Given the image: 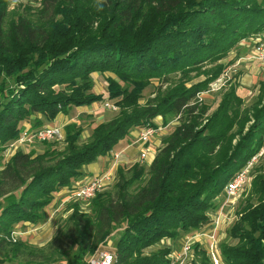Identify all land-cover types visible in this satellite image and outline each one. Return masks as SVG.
Instances as JSON below:
<instances>
[{
	"label": "trees",
	"instance_id": "trees-1",
	"mask_svg": "<svg viewBox=\"0 0 264 264\" xmlns=\"http://www.w3.org/2000/svg\"><path fill=\"white\" fill-rule=\"evenodd\" d=\"M26 1L9 10L0 0V264H88L108 242L113 264H168L171 242L211 224L225 186L260 152L219 255L222 264H264V168L257 166L264 156V80L250 106L228 82L211 112L200 94L230 62L192 82L207 64L264 32V0ZM95 74L105 93L95 92ZM154 80L169 85L142 105ZM105 101H115L118 112L95 124L85 141L84 128L69 123L63 147L40 142L41 152L17 149L2 163L24 124L37 131L60 114ZM158 117L162 127L176 124L149 165L118 166L113 189L87 206L71 200V214L45 245L21 238V228L48 221L56 195L73 189L86 166L124 145L133 130L157 129ZM194 248L189 264H211L201 246Z\"/></svg>",
	"mask_w": 264,
	"mask_h": 264
},
{
	"label": "rangeland",
	"instance_id": "rangeland-1",
	"mask_svg": "<svg viewBox=\"0 0 264 264\" xmlns=\"http://www.w3.org/2000/svg\"><path fill=\"white\" fill-rule=\"evenodd\" d=\"M7 1H8V9L9 10L16 9L17 7H19L20 4H22V6H23L24 4L27 3L26 0H7ZM19 11L22 14H24V15H25V13H27V11H24L22 7L18 8V12ZM32 12H34V10H32ZM252 41H253V39L242 40L241 42H239V44L234 49H232L229 52V54L227 55V57L224 60L219 61V63L215 62L213 64H207L204 69H201V71L197 72L196 78H193L194 79L192 81L193 83L194 82L203 81L205 79H209V78H211V77H209V75H211V73H212L209 70H212L215 65L220 64V63L226 64V63L230 62L229 66L226 68L225 71H227L229 69L228 70V75L231 76V80H229L227 82L225 81V84L224 83H220L217 88H212V86L217 82V80L220 78V76H222V74L225 72L224 71L216 80H214V81H212L210 83L207 91H205V92L200 94V97H202V99H204L206 104L209 106L210 112L213 111L217 107L219 101L222 98L223 93L225 92L224 88L226 87V85L230 81L231 82H235V85L237 86V91H238L237 93L243 99L244 106H250V105H252L255 102L256 96L258 94V86H259V84L254 85V82H255V80H259V79H263L264 78V63L260 64V62L251 60V62L254 65L253 67L250 68L251 72H249V71H245L244 72V71H240L239 70V67L241 66L240 65V61H241L240 58L247 57V60H249V56H250V53H251V43H252ZM236 62H239V64L236 63ZM207 71L209 72V75L205 74V72H207ZM232 71H233V73H231ZM246 75H249V77L251 78L250 79L251 81L249 82L250 83L249 86L244 85L243 83H245V82H242V80H241L242 77H245ZM253 75L257 76V77L255 78V77H253ZM176 76H172L171 79H170L171 80L170 83L172 85H174V82H176L178 80V77H176ZM191 76H194V73H191ZM258 76H261V77H258ZM105 77L113 78V76L110 75V74H106ZM232 77H234V78L232 79ZM94 78H95V87H94L95 92H97V93H105L106 84H105L103 78L100 77L98 74H95ZM168 85H169V83L168 84H162V83H160V81H157V80L152 81L151 85L148 86L143 91L142 100H141L140 103L142 105H144L146 103L147 99H149L150 97H153L155 95L154 93H155L156 88L158 86L161 87L162 90H164L166 87H168ZM186 86H189V85L187 84ZM105 102H108V103L114 105L117 108V110L116 111H112V110H109V109H105L103 107L104 103H101V104H97L98 107H97V110H96L95 114L93 113L94 116L87 117V115L85 113H83V114H79L78 116L75 117L76 123L80 124L84 128V132L82 134L81 141H85L87 139V136H89L90 133H91V128L95 124H98L99 121L104 122V121L108 120L114 114H116L118 112V107L115 105V101H105ZM75 114L76 113H74L73 115L75 116ZM175 120L169 121L170 123L167 126H163L162 127L161 118L158 117L155 120V125H157L158 128L155 129L154 127H151V128H154L155 130H157V132L152 137L150 142L151 141L153 142V140L158 141L159 142V146H160L163 136L169 134L171 129H172V127H173V125L176 124ZM25 125H27V124H25ZM46 126H48V125H46ZM52 126H54V125H52ZM28 129H24V131L28 130ZM22 134H23V132H22ZM13 143H11L9 145V147H8V145H6L4 153L2 152V154H1L2 163L6 162V160H8V158L14 153L15 150L10 149V146ZM57 143H58L57 146L63 147V142L57 141ZM123 143H124V145H119L118 148H116L115 150L119 151L123 147H125L126 143L125 142H123ZM42 147H43V144H40V142H35V143L29 144V145L26 144V145H24L22 147H19L18 149L23 150V151H27V152L30 151V150H34L37 153H39V152L42 151ZM134 147H136V146H133V148ZM116 151H114V152H116ZM134 152L135 153H134V155L132 157L133 159H130V158L126 159V157H123L122 162L121 161L119 162L120 163L119 166L122 165L125 168H128V167H130L131 165H133L136 162L140 163V160H139V156H140L139 154L140 153L137 154L136 151H134ZM146 161H147V159L145 161H143V163H140V165H146L147 164ZM257 166H262L264 168V156L260 159V161L257 164ZM251 178H252V176L250 174L249 177H248V180L246 182V185L244 186L242 192L240 194H238V200L236 201V203L234 205H232L231 202H226L227 201V197H226L225 194H224V198L219 200V206L216 207V209L214 210V213L212 214V217L214 218L216 215H218L221 212L220 215H219V217H220V225H219L218 230L215 233L216 239H217V232L219 230H221L222 228L226 229L230 224H232L237 219L238 210L240 208V205L242 203L244 204V200H245V197H246L247 190L250 187ZM110 186H108V188ZM112 189H113V186L110 187L109 190L111 191ZM64 198L65 197H60V199L56 203L52 204L51 207L48 209L49 218H51V216H53V218H54L53 220L49 219L43 226H41L43 228H39L38 227V228H34L32 230H29V229L24 230V228H21L20 230L22 231V233H24L21 236V238H23L24 240H27L29 242L30 241L34 242L36 244H38V242H41L44 245L49 240H51V238L53 237V235L55 233V230L59 226H61L63 224V222H65L67 220V218L69 217V215L71 214V211H69L67 209V206L71 203L70 202L71 200H69L70 196H68L66 202H63L65 200ZM83 205L87 206L88 204H83ZM65 208H66V210H65ZM240 210H241V208H240ZM55 211H56V213H55ZM51 214H53V215H51ZM28 231H30V232H28ZM26 232H28V233H26ZM42 234L45 235V236L42 238V240H39L38 237L41 236ZM191 235H192V233L191 234H186V235L183 234L181 237H179L175 241L171 242V247H173L174 250L170 253V255L168 257L169 260H170L171 254L174 251L179 250V248L181 247V244L185 241V239L187 237H189ZM225 236H226V231H225ZM199 242H201V241H199ZM199 242H197V243L195 242L193 244V246H192V248H193L192 260L194 259V249H195L194 247L196 245L198 247H200V243ZM167 244H170V243L168 242ZM218 246H219V244H218ZM156 248H160V247L157 246V247H155V249ZM113 251H114V244L111 243V242H108V248H105V249L101 250L100 252L94 254L93 258H94V260H97V259H99V255H100L101 252H110V253L113 254ZM216 262H219V264H222L221 263V258L219 257L216 260Z\"/></svg>",
	"mask_w": 264,
	"mask_h": 264
},
{
	"label": "built area",
	"instance_id": "built-area-1",
	"mask_svg": "<svg viewBox=\"0 0 264 264\" xmlns=\"http://www.w3.org/2000/svg\"><path fill=\"white\" fill-rule=\"evenodd\" d=\"M249 60L257 61L264 63V32L253 39L251 43V53L249 56ZM229 70V69H228ZM228 70L225 71L222 76L217 80V82L212 86V88H217L220 83H224L225 81L231 80V77L228 75ZM233 72V71H232ZM103 107L105 109H109L112 111H116L117 108L108 103L104 102ZM157 130L151 127H147L144 129H140L138 131V137L136 143L141 144L142 146H146L149 144L152 137L156 134ZM63 139V131L62 128L57 126H45L40 130L31 131L25 130L22 136L14 142L10 149L17 150L19 147H22L26 144H33L35 142H44V141H61ZM14 151V152H15ZM262 155L260 152L257 156L253 157L247 165L230 181L224 188V194L227 197L226 202H231L232 205L236 203L238 200V194H240L246 185V182L249 177L250 170L253 165L257 162V158ZM147 159V152L142 151L139 160L140 163H143ZM120 156L119 153L114 154L113 162L109 165L108 168L104 169L101 173L91 176L84 177L82 180L78 181L75 184V187L69 191V200H73L75 202H80L83 204H87L90 200H92L95 195L110 186L115 177L116 169L119 166ZM221 213V212H220ZM220 213L216 215L214 218L212 217L211 229L207 232H198L194 235H191L185 239V241L181 244L179 250L174 251L171 256L168 264H189L192 261L193 257V244L199 242L200 240L206 239L210 241L212 244L211 250L215 247L217 240L215 233L220 225ZM16 235V234H15ZM13 234L12 238L15 237ZM114 256L110 252H101L99 255V259L94 260V258L90 259L88 264H113ZM212 264H219V262H214Z\"/></svg>",
	"mask_w": 264,
	"mask_h": 264
},
{
	"label": "crops",
	"instance_id": "crops-1",
	"mask_svg": "<svg viewBox=\"0 0 264 264\" xmlns=\"http://www.w3.org/2000/svg\"><path fill=\"white\" fill-rule=\"evenodd\" d=\"M240 67H239V70L240 71H249V72H251L250 71V68L251 67H253L254 65H253V63L250 61V60H247V57H242V58H240ZM236 63H238L239 64V62H236ZM256 64V63H255ZM257 65V64H256ZM231 73H233V72H231ZM230 76V75H229ZM233 76V75H232ZM231 77V76H230ZM253 77H257V76H254L253 75ZM258 77H261V76H258ZM232 78H234V77H232ZM251 78L249 77V75H246L245 77H242V82H245V83H243L244 85H246V86H249V82L251 81L250 80ZM262 80H264V78L263 79H259V80H255V82H254V85H257V84H259L260 83V81H262ZM253 86V85H252ZM258 88H259V86H258ZM238 92V91H237ZM97 93V92H96ZM238 94V93H237ZM241 97V96H240ZM97 104L98 103H94L93 105H91V106H88V107H80V108H74V109H72L71 111H70V113L68 114V115H63V114H60V115H58L57 116V118L55 119V121L53 122V123H51V124H47L48 126H52V125H54V126H58V127H60V128H62V131H63V127L65 126V125H67V124H69V123H73V122H75L76 123V121H75V117L76 116H78L79 114H83V113H85L86 115H87V117H90V116H94L93 115V113L95 114V112H96V110H97ZM74 113H76L75 114V116L73 115ZM72 115V116H71ZM99 123H101V121H99ZM98 123V124H99ZM24 127H25V129H28L29 128V125H25L24 124ZM138 131L139 130H133L131 133H130V136H129V139H128V141L126 142V145H125V147H123L121 150H119V151H116V152H112L110 155H107V156H105V157H101V158H99L96 162H94V163H92V164H90V165H88V166H86L85 167V169H84V174H85V177L86 178H88V177H91V176H95V175H97V174H99V173H101L104 169H106V168H108L109 167V165L113 162V156H114V154H116V153H119V156H120V161L122 162V160H123V157H126V159H133L132 157H133V155H134V151H136L137 152V154L138 153H140L141 154V152L142 151H146L147 152V161H146V163H147V165H149L152 161H153V159H154V156H155V152H156V149L158 148V146H159V142L158 141H155V140H153V142L151 143V142H149V145H146V146H142L141 144H138V143H136V140H137V137H138ZM63 134H64V132H63ZM87 138H88V136H87ZM133 146H136V147H134L133 148ZM139 154V155H140ZM119 165H120V163H119ZM69 191L70 190H67V189H63L62 191H60L57 195H56V198H55V200H54V203H56L59 199H60V197H65L64 199V201L63 202H66L67 201V198H68V196H69ZM53 203V204H54ZM64 204V203H63ZM55 213H56V211H55ZM54 214V213H53ZM53 214H51V215H53ZM55 215V214H54ZM49 219H54L53 218V216H51V218H49ZM48 219V220H49ZM45 224V223H44ZM43 224V225H44ZM43 225H41V226H43ZM41 226H37V227H35V228H43V227H41ZM29 228H31V227H29ZM28 227H27V229H29ZM26 229V230H27ZM211 229V224H209L208 226H206V227H204L202 230H201V232H208L209 230ZM227 229V228H226ZM226 229H224V228H222L221 230H219L218 232H217V243H216V245H215V247L211 250V247H212V244H211V242L210 241H207L206 239H203V240H200L201 242H199L200 243V246L207 252V255H208V257H209V259H210V261H211V264L214 262V260H217L219 257H220V255H219V246H218V244H220V242L222 241V240H224V237H225V231H226ZM30 230V229H29ZM28 232H30V231H28ZM28 232H26V233H28ZM21 234V236L24 234V233H20ZM45 235H41V236H39L38 237V239L39 240H42V238L44 237ZM24 237V236H23ZM30 243H32V244H34V245H37V246H43L44 244L43 243H41V242H38V244H36V243H34V242H31L30 241ZM46 243V242H45Z\"/></svg>",
	"mask_w": 264,
	"mask_h": 264
}]
</instances>
